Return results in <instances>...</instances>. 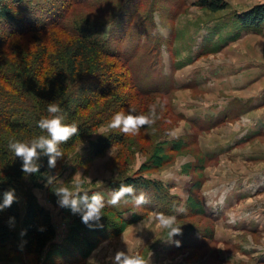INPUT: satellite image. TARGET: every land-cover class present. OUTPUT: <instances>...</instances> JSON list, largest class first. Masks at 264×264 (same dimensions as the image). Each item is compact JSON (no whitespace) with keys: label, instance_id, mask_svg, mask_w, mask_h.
Returning <instances> with one entry per match:
<instances>
[{"label":"rangeland","instance_id":"rangeland-1","mask_svg":"<svg viewBox=\"0 0 264 264\" xmlns=\"http://www.w3.org/2000/svg\"><path fill=\"white\" fill-rule=\"evenodd\" d=\"M27 1L33 11L48 0ZM127 1L74 7L67 19L93 20L109 4L113 11L129 4L124 22L111 29L106 24L102 39L113 49L122 46L138 82L160 77L168 82L169 93L135 97L134 88H124L120 98L91 106L89 119L102 124L64 157L58 182L72 187L82 180L89 195L99 192L107 199L121 180L143 178L164 186L162 198L151 197V210L131 203L114 207L125 223L106 207L102 226L89 227L79 214L52 204L50 190L31 188L51 213L57 237L40 256L26 255L25 242L17 240L19 253L11 257L12 264H110L117 250L139 253L149 264H264V25L254 29L241 22L264 0H222L226 8L218 12L200 6L202 0ZM125 27L129 38L119 34ZM53 33L35 39L58 47L66 34L53 38ZM133 34L138 39L128 41ZM19 38L11 44L15 53L32 45L31 38ZM142 43L141 52L151 57L138 55L142 63L137 66L134 52ZM140 105L145 114L156 106L158 119L152 127H142L126 137L125 146L114 143L105 156L83 163L91 143L122 134L108 127L116 107L136 114ZM25 179L31 184L29 175ZM17 196L24 214L22 196ZM177 207L185 211L177 213ZM155 212L178 215L182 234L166 240V233L149 223ZM10 228L18 235L21 223Z\"/></svg>","mask_w":264,"mask_h":264},{"label":"trees","instance_id":"trees-1","mask_svg":"<svg viewBox=\"0 0 264 264\" xmlns=\"http://www.w3.org/2000/svg\"><path fill=\"white\" fill-rule=\"evenodd\" d=\"M27 2L0 0V203L3 193L12 188L15 189L16 195L22 196L25 205L24 214L20 213L19 199L11 207L0 212V264H12L11 257L19 253L15 248L17 240L25 242V252L29 256H40L56 240L57 232L51 213L39 204L31 188L50 190L49 200L54 205L58 204V198L54 194L56 184L46 186L45 175L56 176L59 184L58 173L64 157L81 141L93 137L102 124L101 121L89 119L87 111L90 107H95L98 102H105L110 97L120 98L119 92L124 88H134L137 91L133 92L135 97L169 93L166 86L168 82L160 77L154 78V83L151 82L153 79L138 82L132 61L120 51L122 46L113 49L102 39L101 31L106 24L111 29L117 22H124L129 4L125 8H118L117 11L109 9V4L102 16L97 13L99 18L73 22L68 20L67 16L72 8H101L104 5L102 0H48L45 6L34 8L33 11L28 10ZM113 3L114 1L112 5ZM139 4L140 1L136 4V9ZM200 6L211 12H218L226 8V3L222 0H202ZM241 20L243 27L258 29L264 25V6L255 8ZM119 25L116 28H119ZM127 29L125 27L124 30H119L120 36L129 38ZM48 33H53V38L65 33L64 43L55 47L54 43L40 44L36 41L35 35ZM19 37H25L27 40L31 38L32 45L21 47L15 53L11 44ZM134 38H137L136 34L131 35L128 41ZM151 43L155 42L148 44ZM145 45L146 43L140 46L138 44V51L134 52L133 61L137 66L142 63L137 59L138 55L151 57L141 52ZM153 46L158 48V44ZM123 85L125 87H122ZM52 102L60 105L66 116V123L75 122L79 131L67 143L60 145L64 157L57 161L54 169H49L48 158L41 156L38 161L41 165L40 171L29 175L31 184H28L25 179L27 175L21 170L22 160L15 157L7 145L11 139L28 141L34 136L45 134L37 127V121L47 115V105ZM116 109L114 114L120 111L118 107ZM136 114H145L143 105L139 106ZM126 137L128 139L129 135L116 134L98 138L96 142L91 143L87 152L88 158H85L83 163L105 156L114 143L125 146ZM120 183L135 185L137 193L148 190L146 194L150 200L151 197L161 199L164 193L162 184L143 178H125ZM146 207L153 209L152 200ZM107 209L123 223L127 222L114 207ZM164 212L172 211L166 209ZM10 217L15 218V224L21 223L18 235L8 224ZM41 227L43 231L38 230ZM115 228L118 229L115 233L119 234L120 227ZM22 230H26V235H20ZM67 239L71 238L68 236ZM92 247L93 244H90L88 249ZM82 254L85 255L86 252L82 251Z\"/></svg>","mask_w":264,"mask_h":264},{"label":"clouds","instance_id":"clouds-1","mask_svg":"<svg viewBox=\"0 0 264 264\" xmlns=\"http://www.w3.org/2000/svg\"><path fill=\"white\" fill-rule=\"evenodd\" d=\"M159 30V27H158ZM158 119L156 106L149 107L147 114H133L132 111L116 112L108 124L110 129H118L124 135H136L141 128L147 126L151 128ZM37 127L42 135L34 136L28 141L11 139L8 142V149L14 153L15 157L22 160L21 170L25 175L36 174L40 171L41 165L38 163L41 156L48 158L49 169H54L57 161L64 157V152L60 145L67 143L73 136L78 134L79 127L75 122L66 123V116L59 104L52 102L47 105V115L37 121ZM46 186L56 184L54 194L57 196V203L62 208H69L73 214H79L82 222L89 227L97 226L106 207H116L121 203H131L135 208H141L151 203L148 195L137 189L133 184L121 183L118 189L112 190L109 197H105L99 192L89 195V190L84 187L82 180H76L72 187L65 186L54 175H45ZM15 189H8L3 193V200L0 203V212L11 207L18 202ZM177 213H183V207H177ZM143 221L141 223L144 224ZM149 223H154L161 231L166 233V240L172 242L175 236L182 234L181 224L178 223V215H168L163 212H155L153 219ZM8 224L14 227L15 218L10 217ZM43 231L41 227L38 229ZM21 236L26 235V230H22ZM176 246H180V241H174ZM110 264H149V260L143 255L129 254V252L117 250L114 256L109 257ZM95 264V261L92 260Z\"/></svg>","mask_w":264,"mask_h":264}]
</instances>
